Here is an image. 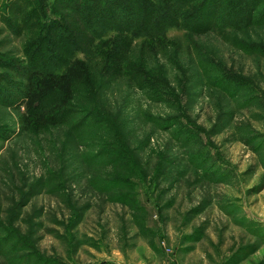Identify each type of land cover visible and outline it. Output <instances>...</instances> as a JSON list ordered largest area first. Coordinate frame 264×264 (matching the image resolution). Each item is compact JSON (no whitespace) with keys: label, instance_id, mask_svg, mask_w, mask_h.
Here are the masks:
<instances>
[{"label":"rangeland","instance_id":"obj_1","mask_svg":"<svg viewBox=\"0 0 264 264\" xmlns=\"http://www.w3.org/2000/svg\"><path fill=\"white\" fill-rule=\"evenodd\" d=\"M252 1L229 13L206 0L167 46L125 34L119 58L111 34L84 44L112 24L99 9L87 24L66 0L42 2L82 34L61 37L21 15L25 0H0V264H264V0ZM233 20L243 29L213 28ZM81 44L69 106L30 125L32 58L60 67Z\"/></svg>","mask_w":264,"mask_h":264},{"label":"trees","instance_id":"obj_2","mask_svg":"<svg viewBox=\"0 0 264 264\" xmlns=\"http://www.w3.org/2000/svg\"><path fill=\"white\" fill-rule=\"evenodd\" d=\"M25 1L27 6L25 8L21 7L22 11L25 10L24 13L21 12V15L24 14L27 19L30 20V23L33 22L34 17L37 18L36 27L42 32L48 33L54 30L61 37L70 33L72 35L75 34L72 31L74 24L64 23L63 17H60V14L57 13V9H60L61 6L60 2H57V4L50 2L51 13H53L51 16H54V18L51 17L52 20H50L47 16L48 7H43L42 3H46L48 0ZM134 1L135 0H129V3L132 5ZM205 1L206 0H138L144 7V10L139 13L135 10L131 11L130 5L124 0H66L67 3L73 4L75 10L78 12L77 17H79L83 23L87 22V24L90 23V19L86 18V12L94 14L96 11L100 10V14L103 16L104 20H109L112 16L115 18V15L118 16L121 11H125L127 14L129 13L132 19L131 23L126 22L120 25L112 18L110 20L112 24L109 26L100 27L99 31H95L92 25L90 26V32L85 34L87 35V39L85 38L86 41L84 44L88 46H91V43L97 42L101 44L103 38L111 34L109 43L114 45V52L119 55V58L120 55H123V52L126 53L128 50L126 49L127 47L125 48V45H123L124 43H120L123 40L121 36L125 34H127L128 37L126 38L129 39L128 41L130 43L140 40L150 46H158L162 43L164 46H167V44L170 43L167 38L171 30L181 29L186 33L195 31L196 26L191 20L195 18V15L198 14L200 10H204L202 7ZM211 1L214 7H216V5L218 7L219 5L223 11H228L229 13H232V11H239V7H237L238 0ZM252 2L256 5L259 1L253 0ZM109 6L111 13L107 14L106 10L109 9ZM211 11L213 13V10ZM54 14L58 15L55 16ZM232 15L233 14H231L230 17ZM252 19L253 18L250 19V16H248L247 21H249H246L247 23L244 27L249 25ZM103 23L104 21L100 23V25ZM213 28L218 30H225L226 28L238 30L240 28L243 29V25L240 24L239 20H233L231 25L223 27V25L218 23L215 24ZM74 36H79L80 38L82 34L80 33ZM35 43L36 42H34L32 46H34ZM119 43L121 44L120 46H118ZM32 46L30 47L31 50L33 48ZM81 47H84L83 44L69 51V55L67 54L68 57L63 65L56 68H49L50 65H43L40 69H36L35 64L38 58L36 60L32 58L34 70L27 75V92L24 94L21 102L26 105V108L30 112V125H34L37 122L47 124L51 122V120L56 119L57 114L60 118L62 111L69 106V101L74 96V86L79 81L83 80L86 72L85 62L78 57ZM54 51H56L55 48ZM51 94H54L52 97L53 102L49 100ZM49 114L52 116L49 117Z\"/></svg>","mask_w":264,"mask_h":264}]
</instances>
